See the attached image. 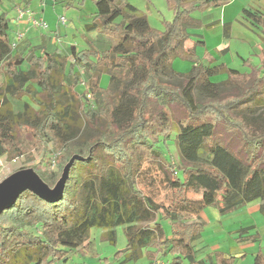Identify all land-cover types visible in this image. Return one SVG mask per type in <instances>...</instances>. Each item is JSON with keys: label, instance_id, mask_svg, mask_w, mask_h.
Instances as JSON below:
<instances>
[{"label": "trees", "instance_id": "16d2710c", "mask_svg": "<svg viewBox=\"0 0 264 264\" xmlns=\"http://www.w3.org/2000/svg\"><path fill=\"white\" fill-rule=\"evenodd\" d=\"M165 1L172 18L159 30L128 0H92L84 31L111 43L100 49L87 39L86 48L71 44L67 55L42 44L40 52L35 46L17 51L9 19L0 13V155L36 151L45 158L55 150L57 170L37 172L49 187L69 164L58 200L27 189L0 211V264H58L88 246L92 227L114 243L117 225H124L126 245L116 252L124 260L145 256L160 264L167 256L168 264H203L193 241L204 208L225 214L258 199L264 217V48L259 65L245 60L249 72L225 62L205 65L194 51L204 41L185 47L189 28L202 24L191 14L221 0ZM242 13L264 42L262 13ZM177 58L193 63L189 72L174 70ZM220 73L227 78L210 80ZM83 75L87 86L78 91ZM173 76L184 78L177 84ZM24 96L29 101L15 111L11 99ZM82 121L98 134L82 136ZM172 132L179 166L166 147ZM234 260L219 250L208 258L210 264ZM254 264H264V250Z\"/></svg>", "mask_w": 264, "mask_h": 264}, {"label": "rangeland", "instance_id": "374dc122", "mask_svg": "<svg viewBox=\"0 0 264 264\" xmlns=\"http://www.w3.org/2000/svg\"><path fill=\"white\" fill-rule=\"evenodd\" d=\"M133 5L137 6L141 11L145 13L148 18L149 24L155 29L163 30V20H170L172 18V12L168 9L165 0H128ZM264 3V0H260ZM259 0H222L225 8L219 7H207L193 11V15L201 19V27L199 33L202 34L203 39L206 42V46L199 45L197 47V54L204 55L205 47L218 57V61H225L231 68L238 69L241 72H249L250 67L245 63L248 60L251 64L259 65L261 57V50L264 48L263 33L260 28L251 23L250 20L244 17L240 21H236L235 14L243 6L255 8L261 6ZM21 0H1L0 12L5 13L9 19V34L12 38L17 33H23L28 30L27 26H20L23 19L17 18L18 9L15 10L14 3H20ZM78 0H74L73 7H65L64 2H57L55 4L46 3L43 6V12L38 8L36 0H30L31 7L34 10L40 12L48 24V28L45 30L52 32L49 29V25L60 31L59 39L66 45L71 44H84V38L88 37L93 39L94 44L100 48H108L111 41L104 36L88 34L84 31V25L87 23L91 12L95 10V6L92 0H85V5H79ZM36 6V7H35ZM264 7V5H262ZM38 8V9H37ZM264 9V8H263ZM264 13V11H263ZM65 18V22L62 23L59 18ZM224 16L226 24H231V30H227L224 34V25L218 23V19ZM231 22V23H228ZM48 32V33H49ZM66 34V35H65ZM198 35L192 33V38H198ZM24 38V37H23ZM22 38V40H23ZM21 40V41H22ZM20 41V42H21ZM49 43V41H48ZM56 45H60L57 43ZM63 47V46H62ZM59 46V50L66 53L63 48ZM56 50V49H54ZM60 51V52H61ZM62 53V52H61ZM199 62L209 65L212 62L205 58H199ZM193 63L191 61L176 59L177 72L187 73L190 71ZM184 76L170 77L172 82L180 84L181 79ZM226 74L220 73L210 78L212 81L225 80ZM108 76L104 75L101 79L102 85H106ZM87 86V79L83 75V83L77 86L78 91L84 90ZM198 100H204V97L196 95ZM24 101H29L26 96L20 100L11 99L13 109L15 111L21 110ZM80 134L86 138L96 136L97 130L92 129L85 122L77 124ZM175 132H172L171 136L166 139V147L168 148V155L170 162L175 165H180V159L178 150L174 143ZM51 145H48V149L51 150ZM60 154L55 150L47 157L43 158L41 153L33 151L29 154H23L16 158H8L6 155H0V183L11 176L13 173L21 170H32L38 175V171L57 170ZM36 167V168H34ZM39 176V175H38ZM55 186V185H54ZM49 187L50 190L54 189ZM256 202V208L248 209V206L253 205ZM249 205L246 203L239 208L222 214L219 212L217 206H208L201 212V220L203 222L202 231V243H207L211 249L228 250L229 246L234 245L236 242L232 238V232L238 229L240 226L246 227L249 225L260 233V242L264 244V217L259 210L260 200H253ZM252 207V206H251ZM163 225L168 231L169 222L163 221ZM253 229V230H255ZM115 242L112 243L106 238H103L104 229L99 227H92L89 230L87 247L81 251L72 250L67 254L66 260L60 261L58 264H150L149 260L142 256L138 260H124V256L116 255V252L123 249L126 245V236L124 233V225H117L114 227ZM199 238L195 239L194 246L199 247ZM237 245V244H235ZM257 243L247 244L245 250L247 254L239 260L241 264H253V255L251 252L256 250ZM200 253V248H199ZM205 252V251H203ZM169 257H163L161 261L168 260ZM160 261V260H158ZM160 261V264H161ZM204 264H210L208 260H205Z\"/></svg>", "mask_w": 264, "mask_h": 264}, {"label": "crops", "instance_id": "0c3cea01", "mask_svg": "<svg viewBox=\"0 0 264 264\" xmlns=\"http://www.w3.org/2000/svg\"><path fill=\"white\" fill-rule=\"evenodd\" d=\"M37 1V3H38V8L40 7V9L39 10H41L42 12H43V6L46 4V3H52V4H55V3H57V2H64V6L65 7H73L74 6V0H56L55 2L54 1H52V0H36ZM260 1V0H259ZM0 2H1V0H0ZM221 2H222V0H221ZM30 3V0H21V2L20 3H14V5H15V10H17V9H20V8H27V9H30L31 11H33L34 13H35V16H40V17H42L44 20H45V17L40 13V12H38V11H36V10H34L35 8L33 7H31V5L29 4ZM79 5H82V7L85 5V0L83 1V3H81L80 2V0H78V2H77ZM260 3L262 4V5H264V3H262V1H260ZM262 5L261 6H259V7H257V8H255L254 10H252L251 8H247V6H243V7H241V9L240 10H238V12H237V14H235V20L236 21H240L239 19H243L244 20V23H245V19L243 18V13H242V11H243V9H249V10H251V11H259V12H261L262 13V15H263V18H264V13H263V11H264V7H262ZM36 7V6H35ZM137 7V6H136ZM213 7H219V8H225V6H224V4H223V2L221 3V5L220 6H213ZM37 8V9H38ZM169 9V8H168ZM143 12V11H142ZM1 13V12H0ZM92 13V12H91ZM194 18H198V17H195L194 15H193V13L191 14ZM198 19H200V18H198ZM224 16L222 17V19L221 18H219L218 19V23L219 24H223L224 25V28H225V24H226V22L224 21ZM90 20V17H89V19L87 20V21H89ZM201 20V19H200ZM46 21V20H45ZM22 23L20 24V26H27V29L28 30H26L25 32H24V34H23V40L20 42L19 41V45H18V47L16 48V50L17 51H25L28 47H30V46H35V47H39L38 49H37V52H40V48L42 47L41 46V44L46 48V50H48V51H53L54 49H56V50H59V46L60 47H62L63 48V50H65L66 51V53H63V51H61V50H59V51H61L62 52V54H64V55H67L69 52H70V49H69V47H70V45L68 44V45H66V43H64L62 40H60L59 39V37H60V31H58L57 29H54V28H52L50 25H49V29L50 30H52V32H49V31H47V30H42V29H40L39 27H35V26H32V25H30L28 22H27V20L26 19H23V21H21ZM228 23H231V22H228ZM232 24V23H231ZM231 24H228L229 26H228V29H229V32H230V30H231ZM202 25V24H201ZM201 27V26H200ZM200 27L199 28H189V32L191 33V38H192V33H195V34H197L198 36V38H193V39H189L186 43H185V47L186 48H188L189 47V45L192 43V41H194L195 39H198V40H202V41H204V43H205V46H206V42H205V40L203 39V36H202V34H200L199 33V29H200ZM47 28H48V24H47ZM259 28V27H258ZM49 32V33H48ZM88 34H91V36L93 35V34H97L95 31H92V32H89ZM224 34H225V29H224ZM66 35V34H65ZM97 35H99V34H97ZM87 39H89L88 37L86 38H84V44L81 46V45H79V44H76V47L78 48V49H84V48H86L87 47ZM90 41H92L93 43H94V41H93V39H89ZM48 41H49V43H48ZM57 43H59L60 45H56ZM199 46V45H198ZM198 46H196L195 47V49H194V51H195V56L198 58V60H199V58H202V57H205V58H207V59H209L210 61L212 60V59H214L213 61H211L213 64L214 63H218L219 61H218V57H216L215 55H213V53L210 51V49L209 48H207V47H205V53H204V55H199V54H197V47ZM260 56H261V54H260ZM222 62H225V61H222ZM226 63V62H225ZM227 64V63H226ZM228 65V64H227ZM172 66H173V68H176V59H174V61H173V63H172ZM230 67V66H229ZM256 200H258V199H256ZM254 202V201H253ZM250 203H252V202H250ZM250 203H247L248 205L250 204ZM256 202H254L253 203V205L251 204L250 206H248V209H251V208H256ZM259 205H260V203H259ZM252 206V207H251ZM202 212V211H201ZM201 212H199V214H198V217L196 218L198 221H200V222H202V220H201ZM203 223V222H202ZM244 228H247V232H245L243 229ZM169 229V228H168ZM253 229H255L254 228V226H252V225H249V226H246V227H242V226H240L238 229H236V230H234L233 232H232V238H234V240H235V244H237V245H231V246H229V248H228V250H220V249H211L210 247H209V245L207 244V243H204V244H201L202 243V240H201V237H202V232H201V235L198 237L199 238V242H200V244H199V247H196V246H194V241H193V246H194V249L196 250V259L197 260H203L204 262H205V260H208V258L210 257V255L214 252V251H216V250H219V251H223V252H225L226 253V255L227 256H233L234 258H235V260H234V264H241V262H239V260L241 259V257H243V256H245L246 254H247V251L245 250V248L244 247H246V245L247 244H252V243H257L258 244V247L256 248V250H254L253 252H251V254L253 255V264H254V257H255V254L259 251V250H264V244H262L261 242H260V240L262 239L261 238V235H260V233L255 229V230H253ZM202 231H203V229H202ZM255 233H257V236H258V238H257V240H255V241H252V240H249V239H244V237L246 236V235H250V234H255ZM199 248H200V253H199ZM203 251H205V252H203ZM167 259H169V258H167ZM161 264H168V260H166V261H161ZM204 264V263H203Z\"/></svg>", "mask_w": 264, "mask_h": 264}, {"label": "water", "instance_id": "95a60500", "mask_svg": "<svg viewBox=\"0 0 264 264\" xmlns=\"http://www.w3.org/2000/svg\"><path fill=\"white\" fill-rule=\"evenodd\" d=\"M69 164L63 170L60 179L50 190L48 185L32 170H21L13 173L0 183V211L11 206L24 190H31L48 201H56L62 196Z\"/></svg>", "mask_w": 264, "mask_h": 264}, {"label": "built area", "instance_id": "2783aa9c", "mask_svg": "<svg viewBox=\"0 0 264 264\" xmlns=\"http://www.w3.org/2000/svg\"><path fill=\"white\" fill-rule=\"evenodd\" d=\"M53 1V0H52ZM17 18L19 19H26L27 22L35 27H39L42 30H45L47 28V22L40 16H35V13L27 8H20L18 9V15ZM59 20L64 23L65 18L60 17ZM23 33H17L12 41V46L16 47L17 43L22 39Z\"/></svg>", "mask_w": 264, "mask_h": 264}]
</instances>
